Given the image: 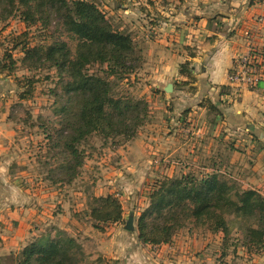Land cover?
<instances>
[{
  "label": "crops",
  "instance_id": "obj_1",
  "mask_svg": "<svg viewBox=\"0 0 264 264\" xmlns=\"http://www.w3.org/2000/svg\"><path fill=\"white\" fill-rule=\"evenodd\" d=\"M163 13L170 19L140 27L138 38L152 45L147 97L152 119L144 132L120 150L126 165L138 172L159 170L170 176L190 170L234 171L243 176L244 187L264 194V79L234 97L228 80L250 45L259 51L264 48V0H182L178 9L169 7ZM186 61L191 77L180 74ZM169 84L171 92L166 91ZM209 103L219 112L211 111ZM9 124L7 117L0 120V264H16L17 254L31 241L59 229L76 236L77 217L82 219L80 212L88 210L84 191L63 199L59 190L30 189L32 184L24 175L12 178L10 172H26L27 163L15 161ZM122 182L110 178L111 185L97 194L108 188L115 196L123 192L129 203L120 198L123 217L136 218L128 207L137 203L130 194L140 187L134 183L126 193L124 188L130 186ZM117 186L122 192L115 194ZM206 234L186 230L170 243H142L136 229L130 231L115 222L103 233L98 248L111 264H205L207 251L224 239L223 232Z\"/></svg>",
  "mask_w": 264,
  "mask_h": 264
},
{
  "label": "trees",
  "instance_id": "obj_2",
  "mask_svg": "<svg viewBox=\"0 0 264 264\" xmlns=\"http://www.w3.org/2000/svg\"><path fill=\"white\" fill-rule=\"evenodd\" d=\"M15 12L30 25L55 17L59 23L56 32L67 36L47 47L31 46L24 32L20 36L25 37H17L13 48L21 46L26 63L44 61L55 68L64 95L76 107L68 122L71 133L63 143V153H68L62 167L64 182L71 183L83 163L77 144L94 132L105 138L122 135L133 139L145 123L147 101L115 95L117 84L135 72L139 60L136 43L131 33L115 27L96 4L87 0H0L1 18ZM9 55L10 66L4 64L2 71L15 64ZM95 65L101 71H90ZM180 74L191 77L189 61L181 64ZM25 84L21 98L31 94L34 81ZM208 108L219 112L214 103ZM87 213L93 227L100 230L104 224L125 221L122 203L113 194L95 196ZM231 215L256 220L246 227V245L264 243V195L258 189L244 188L220 170L201 177L188 173L165 177L158 183L149 205L137 217L135 229L142 243H170L184 227L191 232H223L225 241L231 234ZM15 260L16 264H82L84 249L67 231L59 229L54 235L31 241Z\"/></svg>",
  "mask_w": 264,
  "mask_h": 264
},
{
  "label": "rangeland",
  "instance_id": "obj_3",
  "mask_svg": "<svg viewBox=\"0 0 264 264\" xmlns=\"http://www.w3.org/2000/svg\"><path fill=\"white\" fill-rule=\"evenodd\" d=\"M97 5V7L106 15L111 23L120 30L131 33L135 38L136 54L139 60L136 62V69L128 79L119 82L115 87L116 96L124 100L147 101L148 112L145 117V123L140 127V132H144L148 121L152 119L150 103L147 100L150 94V82L148 79V69L152 63V55L149 53L150 43L140 41V27L145 23H162L169 16L163 13V10L172 7L173 10L178 9L182 0H87ZM57 19L52 17L45 23L38 22L30 25L23 21L16 12L6 18L0 16V120L7 117L10 124L9 131L13 132L12 154L15 161H26L27 171L19 173V171H11L12 178L24 175L27 177L30 189H37L42 193L55 192L62 193L63 199H67L73 192L80 190L87 195L86 202L89 204L95 196H101L100 188L111 185L110 178H118V181L130 188H124V191L133 190L132 185L135 183L140 188L130 194L137 199L134 206H129L130 212L136 214L135 223L140 213L147 208L150 203V194L153 189L165 177H180L162 173L159 170L135 171L129 169L120 150H123L125 144L133 139H125L122 135L105 138L102 134L94 132L85 138L81 143L77 144L78 149L82 153L83 163L78 167L76 177L71 183L64 182L63 165L68 155L65 151L64 140L71 133L69 128V119L73 117L76 107L68 101L64 95L63 88L59 85V77L55 68L51 67L47 62L26 63L23 61L24 51L21 46L13 48L17 37H21L22 33H28L27 38L31 46L39 45L47 47L56 40L67 39L65 34L56 32L58 27ZM142 28V27H141ZM25 36L21 37L24 38ZM140 37V36H139ZM141 38V37H140ZM146 43L148 44L146 47ZM14 59L15 64L10 66V55ZM7 64L5 71L1 68ZM150 64V65H149ZM90 71H101L98 66H92ZM102 73V72H101ZM33 80V90L31 94L25 98L20 97V93L26 89V81ZM148 89V90H147ZM143 105V104H142ZM6 113V114H5ZM202 163H206L202 159ZM17 165V163H15ZM22 167L23 164H21ZM17 166L16 168H18ZM231 175L239 185L244 187L242 182L243 176L240 173H231L223 171ZM179 173V172H178ZM195 174L201 177L207 173L188 171L186 174ZM210 173V172H208ZM17 179V178H16ZM109 181V182H108ZM118 184V183H117ZM118 187V186H117ZM249 188V187H244ZM121 193L120 187L116 188ZM59 190V191H58ZM109 188L103 192L107 195ZM114 195V192L112 193ZM116 195L127 203L125 196ZM128 195V194H127ZM264 195V194H263ZM77 197V196H76ZM74 196V198H76ZM145 197V199H144ZM147 197V198H146ZM143 199V202H142ZM86 211L80 212L82 219L79 218V232L76 236L68 233L81 244L84 249V260L82 264H111L110 260L105 257L98 248V243L103 237V233L107 231L110 223L104 224V229L100 230L93 227L92 222L86 218ZM85 215H84V214ZM125 221L121 222L123 225ZM256 220L252 217L243 218L237 215H231L230 219V235L221 240L216 248L207 251L204 258L205 264H264V243L261 245H246L245 230L249 225L255 224ZM124 226L121 227L123 229ZM190 231L188 228H180L177 230L175 237L183 231ZM191 232V231H190ZM192 233V232H191ZM197 234L215 233L209 230L202 232H193ZM207 235V234H206Z\"/></svg>",
  "mask_w": 264,
  "mask_h": 264
},
{
  "label": "built area",
  "instance_id": "obj_4",
  "mask_svg": "<svg viewBox=\"0 0 264 264\" xmlns=\"http://www.w3.org/2000/svg\"><path fill=\"white\" fill-rule=\"evenodd\" d=\"M260 54L261 51L252 45L240 54L228 75L233 97L245 89L257 87L264 79V58Z\"/></svg>",
  "mask_w": 264,
  "mask_h": 264
},
{
  "label": "water",
  "instance_id": "obj_5",
  "mask_svg": "<svg viewBox=\"0 0 264 264\" xmlns=\"http://www.w3.org/2000/svg\"><path fill=\"white\" fill-rule=\"evenodd\" d=\"M173 89V85L172 84H169L168 87H166V91L167 92H171ZM135 217L134 215H130V217L128 218L126 224H125V227L127 230H130V231H133L135 229Z\"/></svg>",
  "mask_w": 264,
  "mask_h": 264
}]
</instances>
